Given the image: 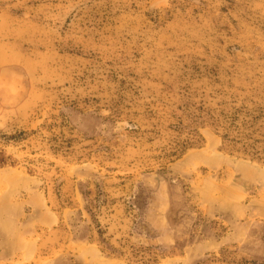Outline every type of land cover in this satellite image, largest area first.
<instances>
[{
	"label": "rangeland",
	"instance_id": "1",
	"mask_svg": "<svg viewBox=\"0 0 264 264\" xmlns=\"http://www.w3.org/2000/svg\"><path fill=\"white\" fill-rule=\"evenodd\" d=\"M241 109L264 0H0V264H264Z\"/></svg>",
	"mask_w": 264,
	"mask_h": 264
},
{
	"label": "trees",
	"instance_id": "2",
	"mask_svg": "<svg viewBox=\"0 0 264 264\" xmlns=\"http://www.w3.org/2000/svg\"><path fill=\"white\" fill-rule=\"evenodd\" d=\"M248 115V112L244 110H235L229 117H224L222 121L216 120L214 123L217 127L223 129L222 140L228 142L229 146L239 150L244 155L254 157L256 159L261 158L264 153L257 150V144L259 140L254 139L251 133L248 131L252 128L254 119L250 122L240 121L241 115Z\"/></svg>",
	"mask_w": 264,
	"mask_h": 264
}]
</instances>
